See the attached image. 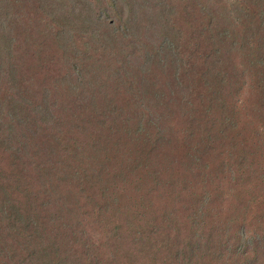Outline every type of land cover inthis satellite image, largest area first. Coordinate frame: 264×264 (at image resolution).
Listing matches in <instances>:
<instances>
[{
	"label": "rangeland",
	"instance_id": "1",
	"mask_svg": "<svg viewBox=\"0 0 264 264\" xmlns=\"http://www.w3.org/2000/svg\"><path fill=\"white\" fill-rule=\"evenodd\" d=\"M0 264H264V0L0 4Z\"/></svg>",
	"mask_w": 264,
	"mask_h": 264
},
{
	"label": "trees",
	"instance_id": "2",
	"mask_svg": "<svg viewBox=\"0 0 264 264\" xmlns=\"http://www.w3.org/2000/svg\"><path fill=\"white\" fill-rule=\"evenodd\" d=\"M6 4L7 3V0H0V4Z\"/></svg>",
	"mask_w": 264,
	"mask_h": 264
}]
</instances>
